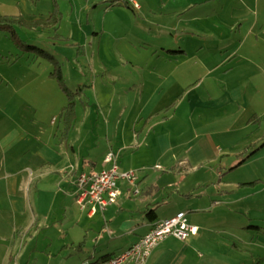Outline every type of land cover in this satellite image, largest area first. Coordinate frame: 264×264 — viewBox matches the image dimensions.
Instances as JSON below:
<instances>
[{
  "label": "crops",
  "instance_id": "obj_1",
  "mask_svg": "<svg viewBox=\"0 0 264 264\" xmlns=\"http://www.w3.org/2000/svg\"><path fill=\"white\" fill-rule=\"evenodd\" d=\"M128 4L110 5L132 10ZM171 4L173 20L149 21L157 33L143 45L152 47L149 56L161 59L167 68L168 75L160 80L168 82V88L184 90L183 96L159 100L151 109L145 106L129 126L127 117L122 121L118 116L113 132L108 118L102 153L93 151L92 145L86 150L82 145L61 148L75 122L65 137L61 125L54 132L43 128L32 133L17 123L30 120L29 114L20 112L21 106H12V100L1 103L5 114L0 113V122L6 121L10 128L0 130L1 151L8 155L0 163V264L100 262L127 250L154 223L179 212L198 227L197 234L180 242L166 238L146 264H250V242L239 241L231 229L215 221L219 205L213 192L204 191L214 174L207 172L208 181L182 187L171 176L177 170L190 168L197 175L200 166L222 168L253 160L264 147V136L259 134L264 130V12L259 14L258 1L250 0ZM53 11L52 0H0V17L21 18L28 24L46 25ZM143 16L149 18L145 12ZM0 58L2 65L4 57ZM166 101L176 104L169 116L160 119L156 113ZM150 138L159 146L155 158L163 167L154 168L166 173L163 188L148 185L145 173L137 170L142 173H136V187L117 183L119 196L113 206L92 216L88 207L79 209L74 196L77 176L109 168L104 164L108 152L116 153L120 172L136 171L135 155L148 147ZM223 152L227 158L220 161ZM184 173L179 174L181 182L188 175ZM135 188L138 195L132 194ZM259 259L262 264L264 257Z\"/></svg>",
  "mask_w": 264,
  "mask_h": 264
},
{
  "label": "rangeland",
  "instance_id": "obj_2",
  "mask_svg": "<svg viewBox=\"0 0 264 264\" xmlns=\"http://www.w3.org/2000/svg\"><path fill=\"white\" fill-rule=\"evenodd\" d=\"M57 1L59 7L56 16L46 25L39 21L28 24L18 18L9 22L14 38L9 31L0 30V53H3L0 56L5 58H2L0 65V105L5 100H12V106H21L20 112L29 114L30 120L17 123L27 127L29 132L36 133L43 128L54 132L56 126L63 127L62 120L58 118L61 108L68 100H73L76 121L68 141L62 143L61 148L66 150L68 146L82 145V149L86 150L92 145L93 151L102 153L108 118V129L113 132L118 116L122 121L127 117L129 126L132 117L145 106L151 109L159 100L170 102L182 98L184 90L180 92L177 88H168L170 84L160 80V77L168 75L165 72L167 68L161 59L159 61L149 56L152 47H147V38L157 33L148 25L149 21L158 18L162 22H171V3L188 0H133L139 9L132 7V10L131 7L123 10L122 7L119 9L110 5L125 7V0ZM250 1H258V13L263 14L264 0ZM141 3L147 7L143 11L140 10L143 7ZM143 12L149 18H144ZM135 38H140L142 42L133 44ZM22 43L47 54H38L35 50L24 51L20 47ZM58 71L67 92L60 88L56 76L51 75H56ZM200 90L203 92V89ZM167 101L161 104L163 108L156 113L160 119L169 116L176 104L174 101L175 104L168 105ZM27 103L29 105L24 106ZM0 113L5 114L1 107ZM142 118H146V115ZM52 121L55 123L53 126ZM0 126V130L10 128L6 121L0 122ZM13 127L19 129L17 125ZM139 127L136 126V130ZM263 133L262 129L259 134L264 136ZM261 141L264 143V137ZM158 150L156 140L150 138L146 149L134 153L138 169L131 171L141 174L137 170H142L148 185L157 183L163 188L162 185L166 183L163 175L166 173L156 170L158 166L154 168V165L163 167L155 158ZM259 150L255 159H247L243 163L240 160L233 166H200L197 175L188 168L177 170L176 176H171L176 185L182 187L185 183L191 186L202 180L208 181L207 172L214 174V179L204 184V191L213 192L219 205L215 221L231 229L239 241L250 242V264H260L259 258L264 257V147ZM226 155L224 152L219 154V160H225ZM5 156L8 157L7 153H3L0 147L1 164ZM184 172L188 175L181 182L179 174ZM169 194V191L165 193V197ZM157 197L162 198V194ZM236 242L241 246L240 242Z\"/></svg>",
  "mask_w": 264,
  "mask_h": 264
},
{
  "label": "built area",
  "instance_id": "obj_3",
  "mask_svg": "<svg viewBox=\"0 0 264 264\" xmlns=\"http://www.w3.org/2000/svg\"><path fill=\"white\" fill-rule=\"evenodd\" d=\"M133 3V7L139 9L138 5ZM104 164L109 168H104L98 173L85 174L80 173L76 181L75 202L79 209H89V216L95 212H103L106 207L113 206L119 196L117 183L122 182L128 186L136 187L137 175L134 171L120 172L117 166V155L114 152H108L104 155ZM159 168V167H157ZM139 190L134 189V195H138ZM182 212L173 217L158 221L153 224L146 235L131 245L127 250L104 259L100 262H84L83 264H146L151 252L168 237H173L180 241L187 240L190 236L197 234L198 227L190 225Z\"/></svg>",
  "mask_w": 264,
  "mask_h": 264
},
{
  "label": "trees",
  "instance_id": "obj_4",
  "mask_svg": "<svg viewBox=\"0 0 264 264\" xmlns=\"http://www.w3.org/2000/svg\"><path fill=\"white\" fill-rule=\"evenodd\" d=\"M52 1H53V6H54V11H53V13L51 15V19L54 16H56L55 12L57 11L56 9L58 8L57 0H52ZM124 3H125V5L128 4L126 1ZM17 19L18 18H15V17H6V16L0 17V30L1 31H6L7 30V31H9L11 33V29L9 28L10 27V23L9 22L17 21ZM14 35L15 34L11 33V37L12 38L15 37ZM16 40L19 41L20 39L17 38ZM20 47L24 51L35 50V51H37L36 53H38V54H42V55L47 54V53H44L43 50L38 49V48H36L34 46H31V45H28V44L22 43ZM51 75H54V77L56 76L55 79H56L58 85L61 86L60 88L63 91L67 92L68 89L64 86L63 79H61V77H62L61 72L58 71V72H56V75H55V73H52ZM73 103H74L73 100H68L67 103L65 104V106L61 109V112H60V114L58 116V118H60L62 120V122H63V127H62L63 129L61 130L62 131V137H65L66 134H68L69 130L73 126V123L75 122V117L74 116L76 115V113H75V109H74L75 104H73ZM151 214H153V212L149 211L148 215H151Z\"/></svg>",
  "mask_w": 264,
  "mask_h": 264
}]
</instances>
